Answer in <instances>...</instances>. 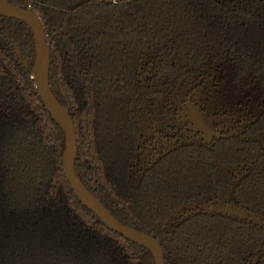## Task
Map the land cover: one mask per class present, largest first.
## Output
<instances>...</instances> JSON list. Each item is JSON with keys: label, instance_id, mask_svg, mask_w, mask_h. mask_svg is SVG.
Returning <instances> with one entry per match:
<instances>
[{"label": "trees", "instance_id": "obj_1", "mask_svg": "<svg viewBox=\"0 0 264 264\" xmlns=\"http://www.w3.org/2000/svg\"><path fill=\"white\" fill-rule=\"evenodd\" d=\"M30 7L45 28L50 89L75 126L81 183L120 224L154 238L165 264H234L208 260L201 237L174 228L176 191L189 189V179L128 177L136 145L131 116L154 104L146 94L172 103L214 64L263 81L264 0H49ZM34 61L30 29L0 17V264H154L148 250L107 229L75 197L59 152L64 134L34 87ZM145 62L153 73L143 91L136 76Z\"/></svg>", "mask_w": 264, "mask_h": 264}, {"label": "flooded vegetation", "instance_id": "obj_2", "mask_svg": "<svg viewBox=\"0 0 264 264\" xmlns=\"http://www.w3.org/2000/svg\"><path fill=\"white\" fill-rule=\"evenodd\" d=\"M15 1L32 11L30 6H45L49 0ZM67 1L74 5L121 0ZM12 43H17L11 41L10 46L23 67ZM152 73L149 62L137 69L136 81L143 91L149 88ZM146 98L154 99V104L131 116L136 145L128 177L133 183L148 177L189 179V189L176 191L180 206L171 220L174 228L201 237L210 261L264 264V80L237 77L231 67L218 63L173 96L172 103L164 105L157 94ZM196 177H203L202 183L192 182Z\"/></svg>", "mask_w": 264, "mask_h": 264}, {"label": "water", "instance_id": "obj_3", "mask_svg": "<svg viewBox=\"0 0 264 264\" xmlns=\"http://www.w3.org/2000/svg\"><path fill=\"white\" fill-rule=\"evenodd\" d=\"M0 17L19 21L32 31L35 48V61L32 74L35 89L45 109L64 133V149H60L62 168L65 179L75 197L83 206L94 213L107 229L120 235L125 240L148 250L153 257L154 264H165L163 251L155 239L145 233L120 224L77 177L74 170L77 155L75 128L68 109L55 99L49 88L50 51L40 18L29 9H22L3 0H0ZM11 45L16 58L27 69V62L21 58L20 48L14 43Z\"/></svg>", "mask_w": 264, "mask_h": 264}]
</instances>
